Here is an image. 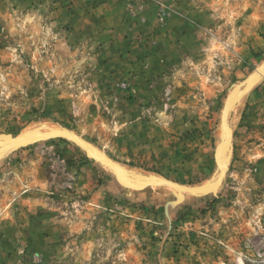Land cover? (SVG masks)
I'll use <instances>...</instances> for the list:
<instances>
[{"label": "rangeland", "instance_id": "rangeland-1", "mask_svg": "<svg viewBox=\"0 0 264 264\" xmlns=\"http://www.w3.org/2000/svg\"><path fill=\"white\" fill-rule=\"evenodd\" d=\"M264 0H0V264H264ZM245 91V92H244ZM166 184L130 188L123 179Z\"/></svg>", "mask_w": 264, "mask_h": 264}, {"label": "water", "instance_id": "water-1", "mask_svg": "<svg viewBox=\"0 0 264 264\" xmlns=\"http://www.w3.org/2000/svg\"><path fill=\"white\" fill-rule=\"evenodd\" d=\"M263 69H264V63L259 68H257L256 71H254L251 74V76L249 77V81L250 80L253 81L255 79V77L259 74V72H261ZM247 89H245V91ZM239 97L237 99H239ZM230 109H231V106L228 105V103L225 104V107H224V110H223V119H222V122H223L224 127L225 126L228 127L229 132H228V139H227V141L224 142V143H222L220 145V147L217 150V154H216V161H217V164H218V166L220 168L219 179H218L217 183H215L212 186L207 187V188L192 187V186H188V185H184V184L175 183L173 181L165 180V179H161V180H158L156 182H142L141 184L127 183V182H125V181L122 180L121 175H120L119 167L117 166V164L114 161H112V160H110V159H108V158H106L104 156H95V155L91 154L90 152H88V155L90 157L97 158L100 161H102L103 163H106V164H109L110 166H112L113 169H114V172H115V175H116L118 181L122 185H124L126 187H130V188H140V187H143L144 185L166 184V185H170L172 187H177V188H179V189H181L183 191H189V192H194V193H204V192H208V191L214 190L217 187H219V185L222 183L223 178H224V175H225V169H224L223 162H222V159H221V151L223 150L224 147H226L227 145H229V143L231 141V130H230V127H229L228 122H227V113L229 112ZM5 136H6L5 134H1L0 135V137H5ZM7 136L10 137V139L12 138V135H10V134L7 135ZM58 136H68V137H71L81 147L86 148V144L81 139H79L73 132L66 131V130L59 131V132H54V133H46V132L45 133H41V134L37 135L36 137H34V138L30 139V140L24 141L23 143H19L18 145L19 146H26V145H29L30 143H33V142H35V141H37L38 139H41V138H51V137H58ZM2 139H4V138H2Z\"/></svg>", "mask_w": 264, "mask_h": 264}, {"label": "bare ground", "instance_id": "bare-ground-1", "mask_svg": "<svg viewBox=\"0 0 264 264\" xmlns=\"http://www.w3.org/2000/svg\"><path fill=\"white\" fill-rule=\"evenodd\" d=\"M252 82L253 81H247V85H246V89L247 88H249L250 86H251V84H252ZM240 95H236V96H233L232 98H230V99H228L227 101H226V103L225 104H227L228 103V105H230V106H232L234 103H235V101L237 100V98L239 97ZM225 107V106H224ZM226 127V133H227V135H228V132H229V129H228V127L227 126H225ZM59 131H63L62 129H59L58 131H56V132H59ZM43 133H45V132H43ZM47 133V132H46ZM50 133H54V132H50ZM41 134V133H40ZM6 136L5 137H0V141H2V140H4L5 138L7 139V140H9V141H11L12 143H14L15 145H18L19 143H23L24 141H27V140H30V139H32V138H34V137H36V136H34V137H32V138H29V139H22V140H19V139H16L13 135H12V138L10 139V137H8L7 135H9V134H5ZM11 135V134H10ZM39 135V134H38ZM78 137V136H77ZM2 138H4V139H2ZM79 138V137H78ZM2 139V140H1ZM80 139V138H79ZM91 153V152H90ZM91 154H93V153H91ZM93 155H95V156H101L100 154H98V155H96V154H93ZM121 178H122V176H121ZM122 180L123 181H125V182H127V183H133V184H141L142 182H131V181H128V180H125V179H123L122 178ZM213 184H211V185H205V186H202V188H207V187H210V186H212Z\"/></svg>", "mask_w": 264, "mask_h": 264}]
</instances>
